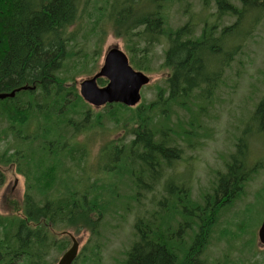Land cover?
<instances>
[{"label":"trees","instance_id":"1","mask_svg":"<svg viewBox=\"0 0 264 264\" xmlns=\"http://www.w3.org/2000/svg\"><path fill=\"white\" fill-rule=\"evenodd\" d=\"M87 1L0 0V92L35 87L0 100V125L4 126L0 140H12V148L0 155V165L13 166L25 179L23 218L0 216V264H52L51 254L63 252L67 244L56 240L51 229L95 233L113 206L116 211L130 210L116 190L122 178L130 181V198L136 210V241L123 264H201L198 259L218 211L229 204L250 176L246 169L248 141L244 136L238 140L225 173H216L212 195L203 197V205H195L190 202L188 172L175 178L172 171L182 158V150L164 130L153 125L167 118L166 109L173 104L183 107L195 98H209L219 80L216 71L220 64H228L237 54L239 45L233 37L242 41L249 19L256 21L264 14V0H234L240 7L231 0H211L215 21L204 22L198 36L196 27L201 22L191 16L180 28L166 29L161 4L166 0H114L109 17L115 34L136 38L146 47L165 40L164 66L171 72L165 92L158 90L153 103L137 108L133 119L137 127L129 134L132 139L110 142L101 147L95 159L86 143L77 139L101 127L105 119L115 121L117 110L132 108L107 105L105 114L93 115L75 83L67 78L70 70L85 69L87 64L79 61L77 33L68 32L82 18ZM203 1L206 10L209 0ZM225 16L235 21L218 30ZM127 49L133 68L147 72L148 67L135 60L136 48ZM97 83L103 86L105 81L99 79ZM252 121L256 133L264 136V97L255 107ZM248 131L250 128L246 134ZM167 171L163 186L166 196L154 204L158 210L149 216L142 214L145 195L153 193ZM2 184L0 174V187ZM118 202L123 207L116 205ZM165 220H186L188 228L189 222L198 227L191 247L181 258L172 243L178 241L183 226L168 236Z\"/></svg>","mask_w":264,"mask_h":264},{"label":"rangeland","instance_id":"2","mask_svg":"<svg viewBox=\"0 0 264 264\" xmlns=\"http://www.w3.org/2000/svg\"><path fill=\"white\" fill-rule=\"evenodd\" d=\"M145 1L143 0V3ZM203 2V0H187L179 3L176 0H166L161 3L164 6L166 29L173 31L180 28L191 16L193 20L201 22L196 27L195 35L198 36L204 22L213 24L215 21L213 2L209 0L206 10L202 8ZM231 2L236 7H240L238 2L234 0ZM113 5L114 0H88L83 4L82 18L70 27L68 32L77 33L76 49L81 46L79 61L82 63L87 61V64L84 66L85 69L70 70L67 78L75 83L79 94L80 81L92 77L99 70L107 50L118 47L129 60L130 54L127 48L131 47L136 48V62L144 63L149 69L147 72L137 71L148 76L150 83L141 89L138 105L129 111L117 110L115 121L105 119L101 127L94 128L87 136H80L77 139L80 143H86L93 159L101 147L110 142L116 143L119 140L128 142L132 139L129 134L133 127H137L133 121L137 108L153 103L158 90L165 92L166 80L171 72L164 66V52L167 48L165 40L146 47L136 38H124L115 34V27L109 17ZM234 21L235 18L225 16L218 23V30L231 26ZM247 27L248 33L241 42L237 37H233L239 45L233 60L228 64L221 63L217 71L218 63L215 65L214 69L219 80L216 81L209 98H195L183 107L173 104L166 109L167 118H160L153 125L155 129L164 130L169 140L174 141L176 147L182 150V158L175 163L172 171L175 178L183 172H188L190 202L195 205H203V197L207 194L212 195L216 173H225V165L235 153L238 140L244 136L248 141L247 164L249 165L246 168L248 172L246 169L245 171L250 176L229 204L218 211L217 220L198 259L201 264H239V262L264 264V248L257 246V230L264 218V170L255 167L257 161H264V136L256 133L255 123L252 121L255 107L264 97V14L256 21L254 18L249 19ZM131 32L134 31H130L129 34ZM76 49L74 50L77 51ZM86 56L91 57L86 59ZM80 71L82 72L79 73ZM104 81L103 86L107 83L106 80ZM89 107L93 115L105 114L107 108V106L97 109ZM3 127L0 125V129ZM248 128L250 131L246 134ZM11 148V138L0 140V155ZM169 172H166L152 194L145 195L142 214L147 212L149 216V213L158 210L154 204L166 196L163 186ZM0 174L4 181L0 187V216L22 219L25 179L17 174L13 166L0 165ZM116 190L123 202L129 204L130 210L116 211L113 206L99 222L95 233L85 230L77 232L69 228L51 229L56 240L65 241L67 244L63 252L54 251L51 254L49 260L52 264L58 262L71 244L69 237L63 233L72 234L79 243V257L76 264H123L126 253L136 241L133 231L136 210L130 198L132 187L129 179L122 178L116 184ZM185 221H164L166 230L169 229L168 236L176 234L183 226V232L179 238L177 237L178 241L172 243L179 258L187 254L198 232L195 223L189 222L191 227L188 228ZM224 232L227 236L222 237ZM235 234L237 237H232ZM194 262L196 263L197 260L195 259Z\"/></svg>","mask_w":264,"mask_h":264},{"label":"water","instance_id":"3","mask_svg":"<svg viewBox=\"0 0 264 264\" xmlns=\"http://www.w3.org/2000/svg\"><path fill=\"white\" fill-rule=\"evenodd\" d=\"M99 79L106 80V85L100 87L97 83ZM149 83L148 76L134 70L127 56L118 47H112L106 51L99 70L92 77L80 81L79 96L84 103L96 109L115 104L133 108L140 102L141 89ZM34 88V86H24L10 93L0 92V100L13 98L19 91H33ZM66 234L71 240V245L57 264H72L78 255V241L72 234ZM257 237L258 243L264 246V221L258 230Z\"/></svg>","mask_w":264,"mask_h":264},{"label":"flooded vegetation","instance_id":"4","mask_svg":"<svg viewBox=\"0 0 264 264\" xmlns=\"http://www.w3.org/2000/svg\"><path fill=\"white\" fill-rule=\"evenodd\" d=\"M256 161H257V159H256ZM250 164H251V163H250ZM248 165H249V164H248ZM255 167L258 168L259 170H264V169H263V168H264V161H263V162H261V161L258 162V161H257L256 164H255ZM15 183H17V182H15ZM3 184H4V181H3ZM3 184H2V185H3ZM16 185H17V184H16ZM263 221H264V218H263L262 222H263ZM262 222L260 223V226H261ZM260 226H259V228H260ZM259 228H258V230H259ZM258 230H257V233H258ZM63 235L67 236L66 233H63ZM67 237H69V236H67ZM69 239H70V238H69ZM70 245H71V244H70ZM257 246H258L259 248H261V249L264 248V246H262L261 244L258 243V237H257ZM69 247H70V246H69ZM64 253H65V252H64ZM64 253H63V254H64ZM63 254H62V255H63ZM62 255H61V256H62ZM78 257H79V251H78V255H77L76 259L73 261V263H74L75 261H77V258H78ZM60 258H61V257H60ZM58 261H59V260H58ZM57 263H58V262H57ZM57 263H56V264H57ZM73 263H72V264H73ZM239 264H242V263L239 262Z\"/></svg>","mask_w":264,"mask_h":264}]
</instances>
